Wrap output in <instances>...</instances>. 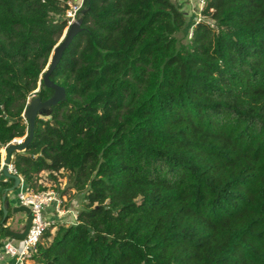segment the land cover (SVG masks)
Instances as JSON below:
<instances>
[{"label":"trees","instance_id":"obj_1","mask_svg":"<svg viewBox=\"0 0 264 264\" xmlns=\"http://www.w3.org/2000/svg\"><path fill=\"white\" fill-rule=\"evenodd\" d=\"M61 1L0 0V168L39 82L53 95L40 77L67 27ZM207 1L215 28L179 47L172 0H84L51 77L66 101L12 164L38 191L42 172H69L85 205L31 264H264V0Z\"/></svg>","mask_w":264,"mask_h":264},{"label":"built area","instance_id":"obj_2","mask_svg":"<svg viewBox=\"0 0 264 264\" xmlns=\"http://www.w3.org/2000/svg\"><path fill=\"white\" fill-rule=\"evenodd\" d=\"M200 2L205 3V0ZM83 4L84 0H70L67 3L68 10L66 11L64 19L67 22V27H70L81 18ZM1 169L0 181L7 182L2 175ZM9 170L11 173L17 174L13 164L9 167ZM13 198L16 200L17 206L30 209L33 216L32 224L25 239H9L8 242L0 246V258L2 260H11L12 263L10 264H31L46 232L71 212L65 209L66 199L57 191L33 190L25 184L23 178ZM77 217L78 215H73L74 222L76 223Z\"/></svg>","mask_w":264,"mask_h":264},{"label":"water","instance_id":"obj_3","mask_svg":"<svg viewBox=\"0 0 264 264\" xmlns=\"http://www.w3.org/2000/svg\"><path fill=\"white\" fill-rule=\"evenodd\" d=\"M82 13L84 12L82 11ZM82 23V18H79L75 23L68 27L66 34L63 36L61 41L55 46L50 57L49 64L46 67V71L42 76V82L44 86L52 90L53 95L48 100L42 101L41 98L36 97V94L39 92V90L34 92V98L30 103H28L24 111V115L22 116L25 119L26 124L28 125V133L24 140H18L10 144V146L6 150L1 172L3 177L7 181H13V185L12 187L4 190V196L2 198V210L4 211L3 223L7 220L9 209H12L15 215L24 214L26 216V222L24 224L23 230L21 232H13L10 230L6 231L5 236L7 238L14 240L25 239L31 227L33 219L32 213L29 208L23 206L11 208L12 206L10 205V203L6 201L9 194H12L18 190V187L20 186V183L22 181L21 176L10 172L9 167L12 165L14 154L25 153L28 149V146L33 141L35 135L36 121L39 118L40 114L46 110H50L51 108L57 106L59 103L66 101V90L60 85L53 82L51 77L58 65L60 64L65 52L72 45L74 39L83 31Z\"/></svg>","mask_w":264,"mask_h":264},{"label":"rangeland","instance_id":"obj_4","mask_svg":"<svg viewBox=\"0 0 264 264\" xmlns=\"http://www.w3.org/2000/svg\"><path fill=\"white\" fill-rule=\"evenodd\" d=\"M69 1L70 0H62L61 3L63 6H68L67 3ZM172 1L174 4H176L179 7V9L182 12H184V14L186 16V20H187V27L177 34V40H178L179 47L185 46L189 42V39L192 35L193 28L198 23L204 22V23L211 25V27L215 28V22L214 21H212L206 17L201 16V13L205 9L206 4L208 2L207 0H205V3L200 2V1H204V0H172ZM51 20L53 22H56L58 20V17L57 16H51ZM67 30H68V27H66V29L64 30V33H63L62 37L59 39L58 43L61 41L63 36L66 34ZM45 71H46V69L44 70V72ZM44 72H43V74H44ZM43 74L41 75L40 80H42ZM38 90L39 91L41 90V81L39 82L38 89L36 91H38ZM34 95L28 99V103H30L32 101V99L34 98ZM36 97H38V96L36 95ZM39 118L47 120V119H50L51 117L49 115V112L46 111V112L41 113ZM23 120H24L23 121L24 124H26L24 118H23ZM24 138H20L18 140H24ZM9 146L10 145L5 147L1 152V168H2V164L4 162L6 150ZM71 176L72 175L69 172H65V171H61L60 173H55L53 175V177L51 174H49L47 172H42L37 178L39 180H42L44 182V184L47 185L46 187L44 184L41 185V187L42 188L44 187L45 190H55L59 194H61L62 197H66L69 200L74 198L75 203H77L79 206V210H81L84 208V205H85V200H84L85 193H78V191L72 187ZM39 185H40V183H39ZM33 189L36 191L39 190L38 187L33 188ZM2 195H1V189H0V198ZM13 197H15V194ZM14 204L17 205L16 200L11 201L12 208H13ZM66 205H67V201H66ZM1 208L2 207H0V209ZM9 213H10V216L7 218L6 222L3 223V218H0V239L4 238L5 237L4 232L9 231L11 228L9 225H11L13 221L10 218L14 219V218H16V215H18V214L15 215L13 213L12 209L9 210ZM76 215H78V213H76ZM56 230L57 229H51L50 232L52 234H54L56 232ZM44 241H45V239L42 240V242H44Z\"/></svg>","mask_w":264,"mask_h":264},{"label":"crops","instance_id":"obj_5","mask_svg":"<svg viewBox=\"0 0 264 264\" xmlns=\"http://www.w3.org/2000/svg\"><path fill=\"white\" fill-rule=\"evenodd\" d=\"M16 141H18V139H16L15 141H13L12 143H14V142H16ZM11 143V144H12ZM39 183L41 184V185H43L44 184V182L42 181V180H39ZM45 185V187L47 186L46 184H44ZM0 189H1V187H0ZM14 194H15V192L14 193H12V194H9L8 195V197H7V201L10 203V205H11V201H14V198H13V196H14ZM65 199H66V201H67V205H65L66 207H65V209H67L69 212H71V213H68V215L64 218V219H62L60 222H57L56 224H59V223H66V224H76V222H74V219H73V215L74 214H76V213H79V206H78V204L77 203H75V199L73 198V199H71V200H69L68 198H66V197H64ZM68 199V200H67ZM3 206V201L1 200L0 201V207H2ZM12 206V205H11ZM78 206V207H77ZM15 207H17V205H13V208H15ZM12 208V207H11ZM2 209V208H1ZM9 210H11V209H9ZM13 222H12V224L11 225H9L11 228H10V231H13V232H21L22 230H23V228H24V224H25V222H26V216L24 215V214H18V215H16V218H10ZM6 232V231H5ZM5 232H4V234H5ZM9 239L10 238H7L6 236L4 237V238H1L0 239V244H4L5 242H8L9 241ZM10 263H12V261L11 260H9V259H6V260H2L1 258H0V264H10Z\"/></svg>","mask_w":264,"mask_h":264},{"label":"bare ground","instance_id":"obj_6","mask_svg":"<svg viewBox=\"0 0 264 264\" xmlns=\"http://www.w3.org/2000/svg\"><path fill=\"white\" fill-rule=\"evenodd\" d=\"M2 152V151H1Z\"/></svg>","mask_w":264,"mask_h":264}]
</instances>
